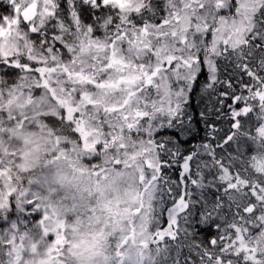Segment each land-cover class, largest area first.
<instances>
[{"label":"snow or ice","instance_id":"1","mask_svg":"<svg viewBox=\"0 0 264 264\" xmlns=\"http://www.w3.org/2000/svg\"><path fill=\"white\" fill-rule=\"evenodd\" d=\"M0 117V264H264V0H0Z\"/></svg>","mask_w":264,"mask_h":264},{"label":"clouds","instance_id":"2","mask_svg":"<svg viewBox=\"0 0 264 264\" xmlns=\"http://www.w3.org/2000/svg\"><path fill=\"white\" fill-rule=\"evenodd\" d=\"M28 114L31 115V113H28ZM13 115H16V113H13ZM5 121H7V117H0V125H2V127H0V152H5V151L7 153L15 152L16 155L18 156L23 146L17 143L13 135L4 134L11 127V125L9 123H6ZM34 131L37 132V135H40L42 131H46V130L34 129ZM3 159L11 162L13 157H11L10 155H7V156H4Z\"/></svg>","mask_w":264,"mask_h":264}]
</instances>
